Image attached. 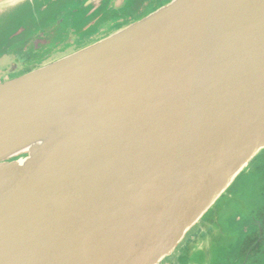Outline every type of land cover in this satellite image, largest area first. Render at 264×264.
I'll return each instance as SVG.
<instances>
[{"label":"water","instance_id":"95a60500","mask_svg":"<svg viewBox=\"0 0 264 264\" xmlns=\"http://www.w3.org/2000/svg\"><path fill=\"white\" fill-rule=\"evenodd\" d=\"M263 150L264 0H169L0 84V264H161Z\"/></svg>","mask_w":264,"mask_h":264},{"label":"flooded vegetation","instance_id":"af4514ba","mask_svg":"<svg viewBox=\"0 0 264 264\" xmlns=\"http://www.w3.org/2000/svg\"><path fill=\"white\" fill-rule=\"evenodd\" d=\"M83 1H89V0H74V2L72 3L73 5L71 6L74 8L72 10L75 11L74 13H77L79 8L82 9ZM149 1H150L149 3L146 2L143 5V8L140 12L132 16H129L125 19L122 18L115 20L114 24L117 25V29L112 31L111 33L135 21H138L142 17L150 14L151 12L163 6V4L165 5L167 3V1L164 0H149ZM145 6L146 7L152 6L153 8L154 7L155 8L145 11L146 8ZM66 7H70V6H66ZM85 8L86 7H84L83 9ZM72 11L68 14L71 15ZM91 12L92 10L89 8V12L87 13V15H89ZM68 14H66V12L62 9L58 10L52 20H50L49 22L38 23L35 26V27L38 26L35 30L26 33L25 36H23L20 40H17L16 42L12 43L10 47L0 52V65H1L0 70L3 69L2 72L0 71V84L10 79H14L29 72H32L76 50L73 48V43H72V41L76 38V34L66 24ZM32 17L34 19H38L39 17L38 12H35L32 15ZM92 23H94V21ZM87 30L90 29L88 28L83 29V31H87ZM100 31L94 33L91 36H88L87 38L88 43L86 46L97 42L98 40L109 34V33H99ZM4 33L7 36L12 34L9 30H4ZM0 35H2V33H0ZM256 206L257 205H252L253 208H255ZM261 209H264V205L260 207L258 211L260 212ZM243 218L244 217L241 215V218L237 216L233 220L234 221L236 220V222L238 221L239 223H241ZM200 222L198 224H200ZM213 222L214 224L212 223L211 225L208 223L204 224L205 227L207 226L210 228L212 227L214 228V226L215 227L217 226L216 230L214 229L213 232H210L208 230H202L201 232L196 234L191 233L189 236H186L187 235L186 234L183 240L181 241V243L177 246L178 248L176 247L177 255L181 254V252H179L178 250L183 249L184 253L181 256L184 259L186 255L188 256V258H192V259H195V257L197 256L198 260L199 259L204 260L205 258H207L209 262L214 260L215 255L220 256L221 255L220 251L223 250V248L221 247L218 248V250L216 249L218 247V242L216 240L219 238L224 240L223 238L226 237L227 234L223 232V230H220L221 224L218 217H216V219H214ZM246 223L248 224L243 226L242 232L240 233V240L238 241V245H237L239 247L238 253L239 256L241 257L240 261H242L241 264H247V263L258 264V262H256L258 261L257 257L261 256L264 252V211H261L260 214H258L255 217L249 218L248 220H246ZM198 224H196L195 226H197ZM194 227H192L187 233H189ZM176 249L174 250V252L176 251ZM214 250H217V252L214 253ZM187 259H186L187 264H198L197 261H192V259H188V260ZM237 260L239 259L237 258ZM213 263L215 264V261ZM164 264H174V263L173 262L170 263L168 261L167 263ZM202 264H205V262H203ZM217 264H222V261L219 260V258L217 260Z\"/></svg>","mask_w":264,"mask_h":264},{"label":"rangeland","instance_id":"374dc122","mask_svg":"<svg viewBox=\"0 0 264 264\" xmlns=\"http://www.w3.org/2000/svg\"><path fill=\"white\" fill-rule=\"evenodd\" d=\"M47 1L49 2V0H40V3L38 5H41V3H46ZM164 1H167V3L169 2V0H164ZM73 2L74 0H60L57 4L48 5V7L46 8L44 12V17L41 21L49 22L50 20L53 19L56 12L61 9L64 10L66 14L70 13L74 9L73 7H71L73 5L72 4ZM146 2L149 3L150 1L149 0H130L127 7L123 11L121 10L119 11L116 9H108L109 6L106 7V5L104 4L102 7H100L102 9L98 13L93 14V11H92L89 15H87V13L89 12V9H83L84 7L82 3V9L79 8L77 13H74L75 11H72L71 15L69 14L67 15L66 24L76 34V38L72 41L73 48L76 50L68 53L67 55H70L85 47L90 46V45L86 46L88 43V40H87L88 36H91L100 30L101 31L99 33H109L103 38L109 36L112 31L117 29V25L114 24L115 20L122 19V18L125 19L129 16H132L140 12L143 8V5ZM66 6H70V7H66ZM152 8H153L152 6H148L145 8V11H148ZM37 11H38V8H37ZM99 15H101V17L98 19V21L95 23H92L94 21L93 19H95ZM37 24L38 23H35L33 26L34 28L32 27V29L29 32H32L33 30H35L38 27V26L35 27ZM11 25L13 26L14 24H11ZM86 27L90 30L83 31V29H87ZM0 38H2L1 35H0ZM96 38H99V37H96ZM14 42H11L6 48L10 47L11 44ZM6 48L0 49V52L4 51ZM67 55H64V56H67ZM0 71L2 72L3 69H1ZM262 200H264V150L260 152L253 159V161L248 165L246 170L237 177V179L233 182V184L227 189L225 194L222 195L221 198L218 199L215 206H213V208L202 218L200 224L195 226L186 235V236H189L191 233L196 234V233L201 232L202 230H208L210 232H213L214 229L216 230L217 226L216 227L214 226V228L213 227L210 228L207 226L205 227L204 224L205 223H208L210 225L212 223L214 224L213 220L216 219V217H218L220 224H221L220 230H223V232L227 234V236L223 238L224 240H222L221 238L216 240L218 242V247L216 249L218 250V248H221V247L223 248V250L220 251L221 255L220 256L215 255L214 260H212L211 262H209L207 258H205L204 260L203 259L198 260L197 256L195 257V259H192V258H188V256L186 255L184 259L181 256L184 253L183 249L178 250L179 252H181V254L179 255H177V249H176V251L170 257L166 258L161 264L167 263L168 261L170 263L173 262L174 264H187L186 263L187 258L192 259V261H197L198 264H202L203 262H205V264H214L213 263L214 261H215V264H217L218 258L219 260L222 261V264H241L242 262L240 261L241 257L239 256V253H238L239 247L237 246L238 241L240 240V233L242 232L243 226L248 224L246 223V220H248L251 217L257 216L258 214H260L261 211H264V209H261L260 212L258 211L260 207L264 205V201ZM252 205H257V206L253 208ZM241 215L244 217L241 223H239L238 221L236 222V220L235 221L233 220L237 216L241 218ZM222 222H225V223H222ZM218 226H219V223H218ZM217 250H214V253H216ZM237 258L239 260H237ZM257 259L258 261L256 260L255 261L258 262V264H264V252L261 256H258Z\"/></svg>","mask_w":264,"mask_h":264}]
</instances>
